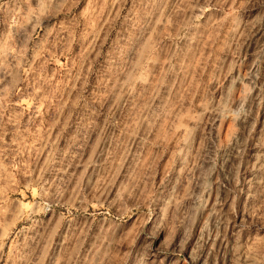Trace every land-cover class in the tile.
Instances as JSON below:
<instances>
[{"label":"rangeland","instance_id":"rangeland-1","mask_svg":"<svg viewBox=\"0 0 264 264\" xmlns=\"http://www.w3.org/2000/svg\"><path fill=\"white\" fill-rule=\"evenodd\" d=\"M0 264H264V0H0Z\"/></svg>","mask_w":264,"mask_h":264}]
</instances>
